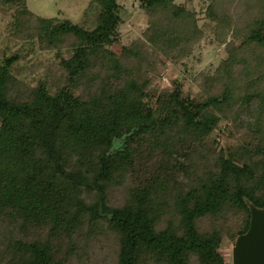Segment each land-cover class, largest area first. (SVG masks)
Segmentation results:
<instances>
[{
	"label": "trees",
	"instance_id": "16d2710c",
	"mask_svg": "<svg viewBox=\"0 0 264 264\" xmlns=\"http://www.w3.org/2000/svg\"><path fill=\"white\" fill-rule=\"evenodd\" d=\"M208 1L200 26L176 0H139L147 28L117 53V0H89L81 24L0 0L14 38L67 54L31 90L18 53L0 60V230L46 233L13 239L0 264H69L85 227L117 240L112 264H239L219 250L264 208V0ZM206 32L226 57L197 94L150 86L154 57L182 61ZM225 122L247 140L217 149Z\"/></svg>",
	"mask_w": 264,
	"mask_h": 264
},
{
	"label": "rangeland",
	"instance_id": "374dc122",
	"mask_svg": "<svg viewBox=\"0 0 264 264\" xmlns=\"http://www.w3.org/2000/svg\"><path fill=\"white\" fill-rule=\"evenodd\" d=\"M89 0H25L26 8L34 17L54 18L58 21L70 20L73 23L81 24L84 20L83 13ZM119 5V16L121 23L118 27V43L113 46L117 53L121 48L128 46L132 41L140 38L147 28V16L139 0H117ZM178 4H184L188 9L193 10L198 16L199 25L203 24L204 11L208 5V0H176ZM8 11L0 8V60L4 57L18 53L20 60L13 65L12 74L23 83L21 88L29 90L36 87L39 81L47 80L55 82L57 75L60 76V56L66 58L65 50H45L38 45V40L21 41L13 37L9 30L10 9ZM57 53H60L57 55ZM226 57L224 45L217 43L213 35L206 32L204 39L196 45L191 56L178 62H171L164 58L154 57L155 63L148 74L150 86L161 91L172 87L175 79L179 80L184 92L197 94L200 78L204 74L214 71L221 60ZM14 93V92H13ZM9 94L10 96L13 95ZM18 93H15L17 95ZM223 130V131H222ZM247 134L242 128H237L231 122L221 123L212 134V139L218 140L217 149H225L229 145H236L243 140H247ZM139 157L136 159V169L141 170ZM115 202L114 198H112ZM3 230V231H2ZM0 230V253L3 249H13V239L20 237L28 240L46 237L45 231L29 229L27 233L7 229ZM14 230V231H11ZM87 227L79 234L82 240L73 237L72 243L80 244V251L73 257H69V264H112L117 255L116 239L111 236L97 237L94 233H87ZM2 232V233H1ZM87 239L84 241V235ZM88 238H91L90 240ZM12 243V244H11ZM61 244H64L61 242ZM13 245V246H12ZM67 247V248H66ZM62 248H68V244ZM66 249H62L63 251ZM233 244L224 240L219 253L227 263H232Z\"/></svg>",
	"mask_w": 264,
	"mask_h": 264
},
{
	"label": "water",
	"instance_id": "95a60500",
	"mask_svg": "<svg viewBox=\"0 0 264 264\" xmlns=\"http://www.w3.org/2000/svg\"><path fill=\"white\" fill-rule=\"evenodd\" d=\"M233 253L239 264H264V208L251 211L249 229L238 238Z\"/></svg>",
	"mask_w": 264,
	"mask_h": 264
}]
</instances>
